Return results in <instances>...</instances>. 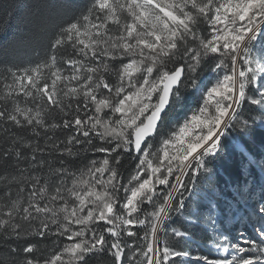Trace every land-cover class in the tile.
I'll list each match as a JSON object with an SVG mask.
<instances>
[{"label": "snow or ice", "instance_id": "snow-or-ice-1", "mask_svg": "<svg viewBox=\"0 0 264 264\" xmlns=\"http://www.w3.org/2000/svg\"><path fill=\"white\" fill-rule=\"evenodd\" d=\"M21 7L0 4V26L15 25V42L33 54L0 65V264H89L102 254L111 264H168L187 255L167 241L161 250L159 233L211 172L225 130L249 131L238 110L258 106L264 125V0ZM89 151L105 155L76 169L64 158ZM125 154L136 161L127 177ZM254 211L258 235L247 247L220 233L226 255L198 259L264 264V196Z\"/></svg>", "mask_w": 264, "mask_h": 264}, {"label": "trees", "instance_id": "trees-1", "mask_svg": "<svg viewBox=\"0 0 264 264\" xmlns=\"http://www.w3.org/2000/svg\"><path fill=\"white\" fill-rule=\"evenodd\" d=\"M29 2L30 0H0V4H14L21 11L23 10L21 6ZM68 2L79 7L87 3V0ZM18 35L15 25L0 26V65L4 62L26 63L33 58L26 45L15 42ZM238 111L241 113V119L249 120V131L242 132L235 125L225 130L224 136L221 137V150L208 165L211 172L200 174L195 189L184 193L186 209L182 214L172 213L171 219L166 222L167 232L159 233L161 250L167 241L170 247L187 253L185 256L170 257L168 264H206L204 260L198 259L201 256H206L209 260L223 258L224 256L217 250L216 243L218 239L220 240L218 228H222L228 235L233 232V229L225 225L229 214L226 211L227 206L233 207L231 205L233 202L241 204L239 196L245 192L251 193L261 180L264 181L262 177L264 173L261 170L264 167V125L260 122L261 112L258 106L247 103ZM253 118L256 123H251ZM67 134V130H64L63 133L57 132L56 135L63 139ZM38 139L43 146V136ZM100 155L105 154L89 151L81 153L77 158H64L69 161L71 168L76 169L87 165L91 158ZM135 155L133 152L132 156ZM58 159L59 154L54 153L51 157L54 166H59ZM135 163V160L125 154L121 167L125 177L133 170ZM2 191L3 186L0 185V194ZM209 217L215 221V225L211 223ZM172 229L185 232L187 235L176 237L172 234ZM137 231L143 235V229ZM138 242L144 243L142 240ZM89 264H111V258L106 254L98 258L94 256L89 260Z\"/></svg>", "mask_w": 264, "mask_h": 264}, {"label": "rangeland", "instance_id": "rangeland-1", "mask_svg": "<svg viewBox=\"0 0 264 264\" xmlns=\"http://www.w3.org/2000/svg\"><path fill=\"white\" fill-rule=\"evenodd\" d=\"M102 157L103 156L100 155L98 157L91 158V160H99ZM261 170L264 173V167L261 168ZM262 177L264 178V174H262ZM262 195L264 196V181L261 180L251 193L245 192L239 196L241 204L238 205L236 202H233L231 204L233 207L227 206L226 211L229 214L225 220V225L233 229V232L228 235L222 228H218V233L227 235L229 237V242L231 243L238 244L241 247H247L244 241L246 239H254L258 235L255 231V228L259 226V217L257 216L254 209L259 206ZM220 243H224V241L220 239ZM219 253L223 256L226 255L222 251H219Z\"/></svg>", "mask_w": 264, "mask_h": 264}]
</instances>
